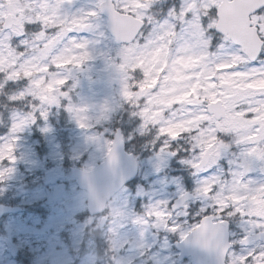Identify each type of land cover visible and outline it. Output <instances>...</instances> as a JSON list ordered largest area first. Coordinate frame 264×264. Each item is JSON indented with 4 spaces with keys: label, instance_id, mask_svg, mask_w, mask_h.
<instances>
[{
    "label": "rangeland",
    "instance_id": "374dc122",
    "mask_svg": "<svg viewBox=\"0 0 264 264\" xmlns=\"http://www.w3.org/2000/svg\"><path fill=\"white\" fill-rule=\"evenodd\" d=\"M112 1L145 22L129 45L113 43L102 16L91 29L73 25L96 0H0V171L14 169L0 180V202L22 209L0 222V264H190L177 260L173 243L213 204L233 207L228 222L243 234L264 226V156L252 159L254 129L264 133V77L242 62L238 72L218 73L233 48L205 62L211 37L200 13L220 0ZM216 100L227 108L220 121L205 111ZM119 127L138 163L136 180L103 215L89 216L70 168L90 171L102 162ZM204 152L210 160L198 172ZM242 157L256 164L253 174H242ZM181 190L193 199L172 212Z\"/></svg>",
    "mask_w": 264,
    "mask_h": 264
},
{
    "label": "water",
    "instance_id": "95a60500",
    "mask_svg": "<svg viewBox=\"0 0 264 264\" xmlns=\"http://www.w3.org/2000/svg\"><path fill=\"white\" fill-rule=\"evenodd\" d=\"M108 3L113 5L111 0H108ZM253 6L254 0H232L231 2L222 0L217 7L220 10V15L215 26L216 29L224 33L227 39L238 41L249 52H253L260 46L254 29L249 28L251 22L248 13ZM66 7L70 8L72 4L68 3ZM112 12L113 18L110 26H107L106 15H102L106 18L107 33L109 34L107 27H110L111 35H109L115 44L131 43L134 40L133 37L136 38L137 33L142 29L143 22L130 15H120L115 11L114 5ZM10 19V16L5 18L4 30L10 28ZM206 111L216 120L225 116V108L220 101L208 104ZM117 132L120 134V139H117L114 134L111 150L108 151L101 164L89 172L77 168L71 169L77 187L87 193L86 211L91 216L102 213L111 197L137 174V164L132 155L124 152L121 130L117 129L115 133ZM208 159V154H205L197 166L199 171L207 164ZM250 173L249 167L243 168L244 175ZM187 196V200L192 198L189 194ZM187 200L181 201L180 198L175 200L171 207L172 211H176ZM17 211L18 209L0 207V217L3 214L16 213ZM211 220V217L203 219L199 227L190 233L183 243L195 242L192 245L195 248L189 252L192 264H220L219 250L222 249L225 253L227 249V228L220 224H212Z\"/></svg>",
    "mask_w": 264,
    "mask_h": 264
},
{
    "label": "snow or ice",
    "instance_id": "6c2138e0",
    "mask_svg": "<svg viewBox=\"0 0 264 264\" xmlns=\"http://www.w3.org/2000/svg\"><path fill=\"white\" fill-rule=\"evenodd\" d=\"M71 2V0H69ZM113 5L108 3V0H96V3L93 7V10L88 13L87 15L83 16L80 19H74L73 25L77 26L80 29H91L92 23L91 19L93 18H100L102 15H106L107 17V26H110L112 23L113 18V12H112ZM127 6L124 4H120L116 6L115 11L119 12L120 15H129L131 13L127 12ZM170 14H178V10L176 8H170L168 10ZM249 16H256L261 18L257 21L255 28L257 36L260 40V46L258 49L254 50L253 52H249L246 47L239 44L236 40H229L226 39L224 36V33L220 32L218 29L214 27H209L211 22L215 19L219 18L220 10L215 6L212 5L207 9V15L203 14V11L200 13V25L202 28L206 30L205 34L206 36L211 37L207 49L204 52V59L206 63H211L212 58L215 57L218 52L223 47H229L233 48L234 52L233 55L230 57V59L227 62H223V66L219 67L217 69L218 73H224V72H238L240 70V62H243L244 64H247L250 66L249 72L256 76L257 78L264 77V34H261L260 31V23L264 22V0H254V6L251 7V11L248 13ZM191 18V13H187L185 16V19ZM179 27V26H178ZM249 27H252V25H249ZM141 28H143V25H141ZM109 34L111 35V28L107 27ZM137 35L143 36L142 32H138ZM145 40H147V37H143ZM135 39V37H133ZM18 45V40L16 41ZM90 43L89 41H84L80 44V47H86V45ZM84 58H92L85 55ZM241 58H243L241 60ZM167 70L161 73V75H166ZM2 75V74H0ZM135 75L142 77L143 73L139 70L136 71ZM211 82H216V77H211ZM159 85H157L158 87ZM134 87H138V85H134ZM71 111V108L69 109ZM246 119H251L252 113L251 112H245L244 113ZM45 118L47 117V113H44ZM27 122V120L22 121V123ZM80 123V121H77ZM85 125L81 123V127H84ZM258 127V126H254ZM21 129L19 126H13L11 128V132H17ZM45 132L49 131V129L45 128L43 129ZM195 131V130H194ZM116 138L120 139L119 132L115 133ZM183 135V134H182ZM217 137L227 143L228 141V135L225 133L217 132ZM2 138V137H0ZM166 139V138H165ZM261 139H264V133H261ZM113 141H110L112 143ZM164 140L158 141L156 145L157 154L163 149L164 147ZM173 144L175 142H172ZM5 147H9L10 145L8 142H5ZM171 147V146H170ZM231 145H229V148ZM111 150V149H110ZM196 151H199V149H196ZM9 159H14L13 156H11L10 152L8 153ZM13 168H4L2 171H0V180L7 178L12 172ZM197 194L199 193V189H196ZM213 192H215V188L213 189ZM188 196L187 193L183 190L180 191V200L184 201L187 200ZM234 212L233 207H224L220 208L219 204H213L212 209H209L208 207H204L203 211L199 213V215L202 217V219L206 220L209 217H211L217 224L223 225L225 228H227L228 219L232 218V213ZM188 215V213H187ZM183 234H181V239H183ZM207 246V245H206ZM218 247V245H217ZM219 256H220V264H223V261L227 259V256L225 255L224 251L221 249L219 250ZM241 261V264H264V251H258V250H251L247 252L245 255L239 258Z\"/></svg>",
    "mask_w": 264,
    "mask_h": 264
},
{
    "label": "flooded vegetation",
    "instance_id": "af4514ba",
    "mask_svg": "<svg viewBox=\"0 0 264 264\" xmlns=\"http://www.w3.org/2000/svg\"><path fill=\"white\" fill-rule=\"evenodd\" d=\"M259 20V17L253 16V26L255 27L257 21ZM262 33V32H261ZM244 66H247V64H243ZM256 129H254V134H253V143L255 146L254 149V156H252V159L258 163L261 161V157L264 156V150L263 153L260 150L262 142H264V139H261L256 133ZM245 159L242 157V161ZM246 162L249 164V162L246 160ZM253 167V173L255 172V167L256 164L252 166ZM11 201L13 203H11ZM1 206H14L15 200L12 199H5L2 202H0ZM261 204V203H259ZM183 209V208H182ZM9 215L3 216L0 219L1 221H4L7 219ZM264 219L260 217V220ZM104 224V219L101 221V225ZM227 232H228V240H227V249L225 252V255L227 256V259L224 260V264H241L240 257L245 255L249 250H258V251H264V226L260 225L254 230H251L247 234H243L240 230L237 229V227L232 226L231 222H228L227 224ZM195 242H191L188 244H181L180 245V251L176 252L182 257L185 258H190L191 256L189 255V252L193 250L195 247L192 246L194 245ZM174 244V243H173ZM178 258V257H177Z\"/></svg>",
    "mask_w": 264,
    "mask_h": 264
}]
</instances>
